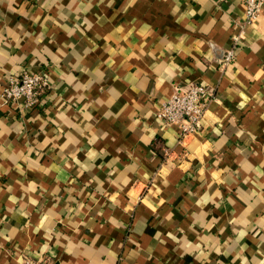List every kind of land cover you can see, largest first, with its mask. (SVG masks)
Wrapping results in <instances>:
<instances>
[{
  "label": "crops",
  "instance_id": "crops-1",
  "mask_svg": "<svg viewBox=\"0 0 264 264\" xmlns=\"http://www.w3.org/2000/svg\"><path fill=\"white\" fill-rule=\"evenodd\" d=\"M25 68L50 83L21 110L1 92ZM190 80L211 96L180 141L156 111ZM39 254L264 264V7L0 0V264Z\"/></svg>",
  "mask_w": 264,
  "mask_h": 264
},
{
  "label": "built area",
  "instance_id": "built-area-1",
  "mask_svg": "<svg viewBox=\"0 0 264 264\" xmlns=\"http://www.w3.org/2000/svg\"><path fill=\"white\" fill-rule=\"evenodd\" d=\"M241 2L244 6L246 22L254 21L264 7V0H241ZM242 33L240 30L233 37L232 45L225 50L223 63L228 64L232 61L235 44L239 42ZM49 83L46 72L25 68L17 74L5 76L1 95L6 102L21 110L34 109L41 104ZM210 96L211 92L202 82L190 80L183 84H175L171 95L159 104L156 115L165 123L178 126L182 141L187 135L201 128ZM24 264H54V262L49 257L39 254L29 256L24 260Z\"/></svg>",
  "mask_w": 264,
  "mask_h": 264
}]
</instances>
